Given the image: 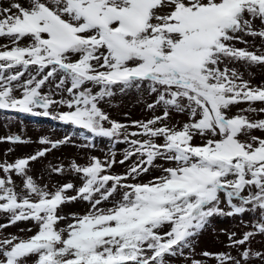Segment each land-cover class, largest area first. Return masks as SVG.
Segmentation results:
<instances>
[{"label":"snow or ice","instance_id":"6c2138e0","mask_svg":"<svg viewBox=\"0 0 264 264\" xmlns=\"http://www.w3.org/2000/svg\"><path fill=\"white\" fill-rule=\"evenodd\" d=\"M0 38L7 41L0 45V112L73 130L56 141L41 137L33 155L0 163L7 220L0 264L187 261L185 250L195 251L214 218L245 213L252 230L240 239L228 234L237 255H201L216 264H264V253L251 247L264 236V119L249 118L264 113V86L240 71L264 66V50H249L257 38L264 45V0H7ZM133 92L155 98L146 105L151 118L122 124L100 107ZM241 104L248 107L233 113ZM173 114L185 120L173 123ZM97 138L111 145L103 160L48 166L50 179L68 174L79 186H42L29 174L31 162L51 151L95 148ZM117 144L127 145L119 161ZM117 164L125 165L122 174ZM72 202L83 203L84 213L64 215ZM18 222H29L19 231L31 235L3 234Z\"/></svg>","mask_w":264,"mask_h":264},{"label":"rangeland","instance_id":"374dc122","mask_svg":"<svg viewBox=\"0 0 264 264\" xmlns=\"http://www.w3.org/2000/svg\"><path fill=\"white\" fill-rule=\"evenodd\" d=\"M7 0H0V7L6 6ZM259 22H257L258 25ZM250 44L253 43L251 37H246ZM4 38H0V45L6 43ZM255 47H250V51H256V48L264 50V45L261 44L259 38L255 40ZM237 47H244L242 44H238ZM259 54V53H257ZM240 71L243 72L244 78L250 80V83L254 87L264 86V66L254 67L246 69L240 67ZM249 72L252 73L251 77ZM154 97H150L147 93H129L127 95H116L112 98L109 103H103L100 107L108 113L109 118L122 123L130 125L133 121H145L151 118L152 113L146 110V105L154 102ZM253 107L259 108L260 102L252 105ZM248 107L247 104H241L237 108L233 109V113L239 111L240 108ZM157 115L160 113L157 112ZM7 118H11L10 120ZM250 119H264V113L250 114ZM185 117L173 114L172 121L183 122ZM135 130V129H130ZM73 130L70 126L63 125L57 121L45 117H33L30 115L22 114H6L0 112V137H5L11 134H17L22 137L25 141H30L25 144L11 145L9 143H0V163L7 160L9 163L14 162L18 158L27 157L33 155L41 145L38 141L41 137H49L51 140L56 141L64 138L65 135L72 134ZM256 135H260L257 131ZM76 145L82 143L81 140L77 139L74 141ZM111 145L110 142L105 138H97L95 141V148L81 149L74 146H64L60 149H55L47 154V158H41L38 161L31 162L30 164V175L40 185L44 184H57L63 185L68 182H73L79 186L81 183L78 179H74L73 176L66 174L63 177L52 175L49 178L48 166L63 165L67 168L71 162L75 161L78 164H86L89 156H96L100 159L105 158V153L109 151ZM127 147L126 144H117L115 151L117 152L116 159L119 161L122 159L124 149ZM9 148L13 151L9 152ZM7 153V155H6ZM125 171V165L117 164L114 167V172L122 174ZM2 175V174H0ZM147 174L143 177L146 182L150 179ZM17 185H21L22 181L18 177H14ZM19 190V188L17 189ZM85 205L81 202H72L63 206V214L69 215L72 213L83 214L85 211ZM224 210L227 211V207L222 205ZM243 221V222H241ZM253 217L251 213H245L242 217H216L212 221L211 227H209L199 237L195 251L189 253L185 250V256H191L189 260H185L183 257H176L171 259V264H192V260H205L207 264H216V261L210 257H203L201 254L208 252L211 254L231 252L233 255H237V250L228 247L229 240L228 234L236 233V239L242 238L243 234L247 231L252 230ZM0 223H7L4 214H0ZM31 227L29 222H18L17 225H12L3 230L4 235H23L28 236L31 233H21L20 228ZM251 247L254 251L264 253V236H257L252 242ZM259 264V262H254Z\"/></svg>","mask_w":264,"mask_h":264}]
</instances>
